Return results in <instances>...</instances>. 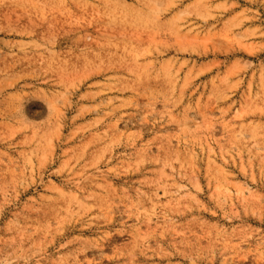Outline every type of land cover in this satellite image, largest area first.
<instances>
[{
  "label": "rangeland",
  "instance_id": "rangeland-1",
  "mask_svg": "<svg viewBox=\"0 0 264 264\" xmlns=\"http://www.w3.org/2000/svg\"><path fill=\"white\" fill-rule=\"evenodd\" d=\"M0 264H264V0H0Z\"/></svg>",
  "mask_w": 264,
  "mask_h": 264
}]
</instances>
